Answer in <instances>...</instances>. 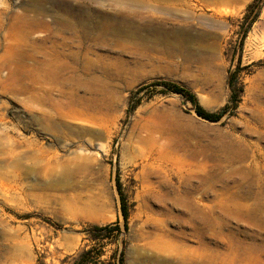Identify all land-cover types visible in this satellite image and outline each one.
<instances>
[{"label":"rangeland","instance_id":"rangeland-1","mask_svg":"<svg viewBox=\"0 0 264 264\" xmlns=\"http://www.w3.org/2000/svg\"><path fill=\"white\" fill-rule=\"evenodd\" d=\"M252 1L0 0V264H264V1L235 50ZM235 68L215 121L133 94L171 81L219 114ZM118 185L127 229L92 238L123 224Z\"/></svg>","mask_w":264,"mask_h":264},{"label":"trees","instance_id":"trees-1","mask_svg":"<svg viewBox=\"0 0 264 264\" xmlns=\"http://www.w3.org/2000/svg\"><path fill=\"white\" fill-rule=\"evenodd\" d=\"M264 0H253L246 9V12L243 17V23H241L242 31L240 32V37L238 39L237 45L235 46V50H239L242 46V41L246 36L247 30L251 23L256 19L258 9L260 8V4ZM237 71L238 68L232 69L229 71V74L227 76V85L230 89V97L228 102L224 105V107L221 109L219 114H213V113H207L203 110V108L197 103L195 95L185 88L184 86H181L177 83L171 82V81H154L147 85H141L137 88L133 94H136L140 90L144 89L148 85H162L164 91H170L174 93H178L182 95L187 101H189L192 106L194 107L197 114L201 115L202 117H205L209 120L215 121L218 120L223 114L226 112L231 113L232 109L235 108L236 103L238 101V98L240 96V92L242 91L241 85L237 82ZM138 101H135L132 103L128 111L133 110ZM118 191L120 194V200H121V214L123 218V224L120 225L119 221H116L114 223L105 224L103 226H96L94 227V234L92 235V238H99L100 236H107V234H112L113 232H121V229L126 230L127 229V218H128V210L126 208L125 201L122 197V194L120 193V188L118 185ZM123 227V228H122ZM95 251V248L91 247L89 249L81 250L77 253L75 257H73V264H90L93 259V252ZM100 254V252H97V257ZM121 258L116 257V263L120 264Z\"/></svg>","mask_w":264,"mask_h":264},{"label":"bare ground","instance_id":"bare-ground-1","mask_svg":"<svg viewBox=\"0 0 264 264\" xmlns=\"http://www.w3.org/2000/svg\"><path fill=\"white\" fill-rule=\"evenodd\" d=\"M29 21V20H28ZM30 22V21H29ZM28 22V23H29ZM63 23H65V22H63ZM31 24H35V19H32L31 20ZM14 25V24H13ZM64 25L62 24L60 27L62 28ZM13 27V26H12ZM32 27V26H31ZM30 31V30H29ZM21 34V33H20ZM53 72V71H52ZM56 73V72H55ZM34 100L35 101H37L38 103H41L42 102V98H39V97H35L34 98ZM72 112V111H71ZM66 114H72V113H64V114H61V117L62 116H68V115H66ZM68 117H71V118H73V117H75V115H73L72 114V116H68ZM37 118V117H36ZM39 122V124L40 125H42L44 128H46L47 130H52V131H55V132H59V131H61V134H63L64 133V135H66V136H68V134H70V131H67V132H65V131H63V129L61 128V125H60V123L59 122H48L47 124L46 123H44L43 121H41V120H39L38 121ZM41 152V151H40ZM15 166L16 167H18V166H20V163H15ZM32 170V169H31ZM26 172V171H25ZM30 173V172H29Z\"/></svg>","mask_w":264,"mask_h":264},{"label":"water","instance_id":"water-1","mask_svg":"<svg viewBox=\"0 0 264 264\" xmlns=\"http://www.w3.org/2000/svg\"><path fill=\"white\" fill-rule=\"evenodd\" d=\"M195 114L199 117V118H201V119H203V120H206V121H211V120H209V119H207V118H205V117H202L201 115H199V114H197V112L195 111Z\"/></svg>","mask_w":264,"mask_h":264}]
</instances>
